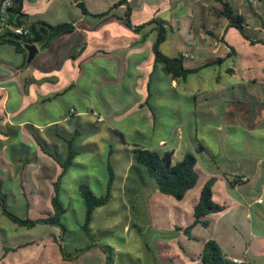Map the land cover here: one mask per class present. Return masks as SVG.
Instances as JSON below:
<instances>
[{
    "label": "crops",
    "instance_id": "crops-1",
    "mask_svg": "<svg viewBox=\"0 0 264 264\" xmlns=\"http://www.w3.org/2000/svg\"><path fill=\"white\" fill-rule=\"evenodd\" d=\"M28 1L24 0L22 12L29 16L30 21L42 20L53 25L74 22L75 30L55 39L46 50H40L36 46L38 51L31 62H27L28 53L27 55L17 53L10 45L0 46V94L6 120L9 124L19 127L21 140L25 144H32L34 141L32 135H35L47 151L63 161L67 156L65 140H72L73 148L79 155L83 142L80 129L84 132L94 131L98 128L96 126L104 125L113 134L117 132L123 135L124 129H131L133 133L140 136L145 135L141 132L143 126L155 131L157 120L155 112L164 107L160 104L161 100L156 101V98H159L156 95L159 96L161 92L163 79L169 82L170 89L177 99L185 98L188 102L185 109L180 107L177 110L178 121L169 136V141L179 149L183 147L184 150L189 149L188 152H193L199 142L196 138L198 125L210 126V123L214 124L215 130L221 132L225 128H230L231 130L240 129L245 134L260 133V141L264 142V95L257 94V91L247 92V97L240 101L212 97L209 93L199 105L198 101L202 100L198 99L200 95L189 93L184 97L180 92L182 85H187L191 76L210 67L206 64L232 55V50L227 51L221 46L219 47L220 54H217L214 43L206 42L205 35L194 31L191 23L194 19L197 20V14L191 12V15L187 17L189 24L184 29L182 17L172 16L164 19L165 17L159 12L163 3H167L170 7L181 3L183 7L191 8L199 4L200 0H127L132 11L130 20L133 26L153 19L167 21L170 24L173 32L169 34L162 46L165 53L170 56L184 53L193 55L192 59H184V66L189 69H202L184 81L170 79L164 74L161 66L155 63L152 50L155 34L151 33L150 28L144 32L135 33L124 24L122 18L125 6L112 10L105 19H98L81 13L77 7L80 0L69 2L49 0V10L26 9ZM117 1L86 0L85 4L89 13L96 15L106 11ZM199 6L205 9V16L209 20L208 7L213 6V0H207V4L202 2ZM64 7L70 9L63 10ZM256 31L261 36L264 34L262 29ZM120 32L123 37H120ZM192 33L198 34L202 41L201 48L197 46V42L193 41ZM211 33L215 37L214 33ZM173 36H178L181 43L190 49L181 51L176 48L175 55H173L171 46L165 47L167 43H171ZM253 41L264 40L256 38ZM198 54L206 61L197 65H189L188 63L194 61ZM81 65L85 66L84 70ZM93 66L94 73L89 75L87 72H92ZM87 74L88 79L84 77ZM68 93L73 95L77 102L88 101V106L80 111L76 106L77 103H71L73 106H69L67 114L43 124L21 117L24 112L39 110L40 106L52 103ZM153 97H156L157 105L149 104ZM82 104L85 106V103ZM89 115L96 119V123L88 126L82 125V117ZM61 121L68 125L62 127ZM34 143L35 145H32L38 151L39 161L36 164L27 165L23 169L22 177L30 170L28 173L30 178L29 176V179L24 178V182L31 193V209L36 208L39 213L41 210H48L52 191L51 183L55 180L59 170L51 159L39 152L35 141ZM167 143V139H159L156 146H148L134 140L132 143L129 142L128 146L138 145L159 152L172 151L174 155V150H169ZM260 145L259 147L264 149L263 144ZM246 146L249 147V144ZM207 151L209 152L208 149ZM199 154L201 155L196 157L200 174L206 178L219 179L224 183L225 201H222L221 197L214 201L228 208L221 214H210L205 217L203 220L208 222L207 227L201 224L195 226L198 229L207 230V234L200 237L191 233L192 240L201 243V247L196 252L189 249L187 251L184 248L189 259L186 261L182 259V264H200L202 248L209 240L215 241L223 255L233 262L264 264V153L260 155L237 154L233 157H224L223 161L222 158L211 159L205 153ZM132 164V167H135L133 160ZM6 176L12 179L6 157V147L0 146V188L3 192L6 190L4 187ZM243 178L246 180L243 181ZM211 179L208 181H212ZM12 180L18 183L19 188L16 204L19 202L17 206L23 207L20 178ZM72 186L74 185L70 181L67 182L65 177L64 189ZM149 189V187L141 189L132 186L128 188V191L136 196L141 193L146 195ZM120 190L126 193L127 186ZM38 226L39 229L48 227L52 230H47V233L40 234L35 239L23 241V235L19 232L21 228L11 224L0 210V264H6L9 260L12 264L19 263L18 253L22 247L31 249L36 247L41 253L44 251L47 254L53 253L54 248L57 251L59 243L55 241L59 240L58 230L46 225ZM127 228L125 227V230ZM51 256L53 257V254ZM82 256L92 258L90 260L80 259ZM105 263V254L98 248L85 252L72 263L59 256L54 261H46V264Z\"/></svg>",
    "mask_w": 264,
    "mask_h": 264
},
{
    "label": "rangeland",
    "instance_id": "rangeland-1",
    "mask_svg": "<svg viewBox=\"0 0 264 264\" xmlns=\"http://www.w3.org/2000/svg\"><path fill=\"white\" fill-rule=\"evenodd\" d=\"M29 1L26 2V9H50L49 0ZM63 1L69 2L70 0ZM231 1L234 9L246 19L247 26L242 32L234 28L227 29V21L219 15L221 5L217 0H213V6L208 7L209 20L205 16V9L199 6L202 2L207 4V0H200L199 4H195L191 8L183 7L181 3L175 7L163 3L159 8V12L165 17L164 19L172 16L182 17L184 29L189 24L187 17L191 15V12L197 14V20L194 19L191 23L194 31L205 35L206 42L214 43L217 54H220V46L227 51L232 50L230 57L222 59L218 64L202 69L198 74L189 78L187 85H182L184 89L181 88L180 92L184 97L189 93L200 95L198 99L201 98L202 102L198 101L199 105L203 103L204 98L209 93L212 97L240 101L247 97V92L255 93L257 91V94L264 95V45L253 41L256 38L264 40V34L261 36L256 31L262 29L264 32V0ZM65 7L63 10L70 9ZM203 26L205 28H202ZM206 31L213 32L215 37L209 36ZM197 33L191 34L192 39L201 48L202 41H200ZM222 36L224 43L221 42ZM120 37H123L121 32ZM171 40V43H167L165 47L171 46L173 55H175L176 48L181 51L190 49L181 43L178 36H173ZM205 61V58L198 54L194 61H190L188 64L197 65ZM84 67L81 65L83 70ZM87 73L89 75L94 73V66L93 71ZM88 74L84 75L86 79H88ZM156 97V101L161 100L160 104L164 106L155 112L157 116L156 130L152 131L147 126H143L141 132L145 135L140 136L133 133L131 129H124L122 131L124 133L123 140L128 143L135 140L142 145L156 146L159 139H167V148L174 150L172 161L176 163L183 159L189 149L184 150L183 147L179 149L169 141V136L178 121L177 110L180 107L185 109L188 102L185 98L177 99L170 89L169 82L165 79L162 80L161 92ZM155 98L153 97L149 102L150 105L158 104ZM74 102L77 103L76 106L80 111L88 106V101L77 102L76 98L68 93L52 103L40 106L39 110L24 112L21 117L43 124L67 114L69 106H73L71 103ZM82 103H85V106ZM82 120V125L88 126L91 123H96V119L90 115L83 116ZM151 121L153 120L151 119ZM60 125L66 127L68 124L61 121ZM96 127L98 128L94 131L87 130L84 132L80 129L83 142L80 146L79 155L74 159V166L69 169L66 175V181H70L76 187L80 181H88L97 196L103 195L102 191L106 192L107 186L111 184L110 201L95 209L93 213L90 228L95 235L94 240H97L101 246H109L113 249V264H182V259L183 261L189 259L185 249L196 252L201 247V243L192 240V235L187 233L186 228L194 220L193 201L211 178L199 174L196 186L188 191L181 201L161 195L154 190V181L148 177L141 166L134 164L135 167H132V155L130 154L132 147L121 142L120 137L113 134L106 126L99 125ZM214 128L216 127L213 123H210V126L198 125L196 138L205 149L209 150L210 154L222 158V161L225 159L224 157H233L237 154L253 153L260 155L264 153V149L259 147L260 144H263L264 147V142L260 141V133L245 134L240 129L231 130L230 128H225L221 132ZM32 144L35 145L34 141ZM32 144L29 143L33 147ZM246 144H249V147ZM159 148L163 150L162 147ZM109 168L111 172H109ZM29 171L23 179L30 178ZM4 179L6 189L4 192L9 200L8 205L11 206L15 214L25 217V209L17 206L19 202L16 204V197L19 193L18 183L8 176ZM211 180L214 192L213 200H219L221 197L222 201H225L223 181ZM124 186H127L126 193L120 190ZM132 186L141 189L149 187L150 189L146 195L141 193L134 196L128 191V188ZM69 202L68 225L71 234L65 235L64 241L66 252L73 254L75 250L86 246L89 239L86 238L80 227L83 223L81 196L73 194ZM72 210L78 214L77 219ZM27 215L29 218L35 219L39 214L36 208H33ZM125 227H130V229L125 230ZM46 228L39 229L37 226L30 231L21 228L19 232L23 235V241H28L32 238L35 239L40 234L47 233V230H52ZM55 232L57 233L56 229ZM191 233L201 237L207 234V230L195 227L192 228ZM30 249V247H22L19 250V256L16 254L19 259L17 264H46L47 260L54 261L57 256H61L58 253V248L57 251L54 248L51 254L44 251L41 253L36 247ZM87 257L82 256L80 259L90 260L92 258ZM6 264H12V262L9 260Z\"/></svg>",
    "mask_w": 264,
    "mask_h": 264
},
{
    "label": "trees",
    "instance_id": "trees-1",
    "mask_svg": "<svg viewBox=\"0 0 264 264\" xmlns=\"http://www.w3.org/2000/svg\"><path fill=\"white\" fill-rule=\"evenodd\" d=\"M217 1L221 5L219 15L227 21L228 28H234L242 32L247 26L245 17L234 9L231 0ZM23 2L24 0H11L10 7L7 9L8 15L6 21L9 25L17 27L23 26L27 30V34L17 35L6 30V28H0V46L10 45L17 53L27 55V46H38L40 50H46L55 39L62 35L72 33L75 30L73 24L74 22L53 25L42 20L30 21L29 16L22 12ZM85 2L86 0H80L77 4V7L83 15L92 16L98 19H105L108 15H110L112 10L125 6L126 9L122 20L128 28L132 29L135 33H141L147 30V28H150L151 33L155 34L152 46L155 63L161 66L164 74L170 79L184 81L190 75L195 74L202 69L186 68L184 66V58L182 57V54L170 56L162 50V46L166 42L169 34L173 32V29L167 21L153 19L144 24L133 26L130 20L132 11L127 0H118L106 11L96 15L89 13ZM207 34L213 37L211 32H207ZM145 38L147 39L146 35ZM221 42L224 43L223 38L221 39ZM260 43L264 45V41H260ZM221 61L222 59H217L214 63H208L206 66H212L220 63ZM115 135L120 137L121 142L129 145L123 140V135L117 132H115ZM32 137L36 142L39 152L51 159L59 170L55 180L51 183L52 191L49 198L48 210H41L38 213V217L35 219H31L27 215L31 210V193L27 189L22 177V172L27 165L38 163V151L34 147L22 142L18 126L11 125L7 122L6 112L2 103V96L0 94V146L6 147V157L10 167L11 178H20V189L22 191L24 201L23 208L25 209V217H20L15 214L11 206L8 205L9 200L5 192L2 191V188H0L1 214L11 224L19 228L30 230L38 225H46L56 228L59 232V240L55 241L56 243H59L57 245L58 253L61 254L60 257L63 260L69 263H72L81 254L98 248L106 255L105 264H113V249L109 246H101L97 240H94L95 235L90 228L95 209L106 205L111 199V184L107 186L106 192L102 191L103 195L98 196L90 187L88 181H80V184L77 187L74 185L64 189L63 181L68 174L69 169L74 166V159L78 155L73 148L72 140H65L67 144V156L66 159L62 161L56 155L47 151L42 142H40L35 135H32ZM131 147L132 150L130 151V154H132V160L136 165L141 166L148 177L154 181V190L161 195L171 197L178 201L183 200L186 193L193 189L197 184L200 169L196 156L199 153H205L211 159L218 158L210 154L200 142H197L193 152L186 153L183 156V159L176 163H173L172 161V151L159 152L145 149L138 145H131ZM109 172H111L110 168ZM73 194H79L81 196V208H83L81 215L83 216V223L80 227L83 234L89 239V242L81 249L75 250L73 254H69L66 252L64 237L67 234H71V230H69L68 225V212L70 208L69 199ZM212 194V181H208L201 189L199 196L195 200L193 206L194 220L186 228L188 234H191L192 228L198 224H201L203 227H207L208 222L203 219L208 215L221 214L228 208L227 206H222L215 202ZM72 211L77 219L78 214L76 211ZM199 260L200 264H249L237 263L227 259V257L223 255L217 243L212 240H209L204 244Z\"/></svg>",
    "mask_w": 264,
    "mask_h": 264
},
{
    "label": "built area",
    "instance_id": "built-area-1",
    "mask_svg": "<svg viewBox=\"0 0 264 264\" xmlns=\"http://www.w3.org/2000/svg\"><path fill=\"white\" fill-rule=\"evenodd\" d=\"M11 0H0V28H6V30L17 34V35H26L27 30L22 26V27H17L13 25H9L6 21L7 18V9L10 7ZM182 57L184 59H192L193 55L190 54H182ZM243 181L246 179L243 178Z\"/></svg>",
    "mask_w": 264,
    "mask_h": 264
},
{
    "label": "water",
    "instance_id": "water-1",
    "mask_svg": "<svg viewBox=\"0 0 264 264\" xmlns=\"http://www.w3.org/2000/svg\"><path fill=\"white\" fill-rule=\"evenodd\" d=\"M26 48L28 50L27 62H31L38 50L36 46H27Z\"/></svg>",
    "mask_w": 264,
    "mask_h": 264
}]
</instances>
